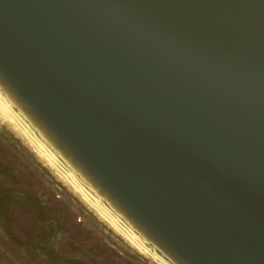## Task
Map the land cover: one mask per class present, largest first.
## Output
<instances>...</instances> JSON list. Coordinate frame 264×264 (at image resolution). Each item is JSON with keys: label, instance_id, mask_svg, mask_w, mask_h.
I'll return each mask as SVG.
<instances>
[{"label": "water", "instance_id": "1", "mask_svg": "<svg viewBox=\"0 0 264 264\" xmlns=\"http://www.w3.org/2000/svg\"><path fill=\"white\" fill-rule=\"evenodd\" d=\"M0 95L167 264H264V0H0Z\"/></svg>", "mask_w": 264, "mask_h": 264}, {"label": "rangeland", "instance_id": "2", "mask_svg": "<svg viewBox=\"0 0 264 264\" xmlns=\"http://www.w3.org/2000/svg\"><path fill=\"white\" fill-rule=\"evenodd\" d=\"M1 121L0 264H158L105 223Z\"/></svg>", "mask_w": 264, "mask_h": 264}, {"label": "bare ground", "instance_id": "3", "mask_svg": "<svg viewBox=\"0 0 264 264\" xmlns=\"http://www.w3.org/2000/svg\"><path fill=\"white\" fill-rule=\"evenodd\" d=\"M0 120L2 125L7 124L21 140L46 164L52 171L62 179L72 191L81 198L86 205L98 214L101 219L124 237L141 254L150 258L155 263L167 264L152 249L147 247L143 241L129 230L113 213L95 197L61 161L38 139V137L25 125L19 115L12 110L9 103L0 95Z\"/></svg>", "mask_w": 264, "mask_h": 264}, {"label": "flooded vegetation", "instance_id": "4", "mask_svg": "<svg viewBox=\"0 0 264 264\" xmlns=\"http://www.w3.org/2000/svg\"><path fill=\"white\" fill-rule=\"evenodd\" d=\"M9 127V126H8ZM10 128V127H9ZM11 129V128H10ZM12 130V129H11ZM13 131V130H12ZM14 132V131H13ZM14 134L16 135V133L14 132ZM18 138L19 139H21L19 136H18ZM23 142V141H22ZM23 144L25 145V146H27L29 149H30V147L28 146V145H26L24 142H23ZM31 150V149H30ZM32 151V150H31ZM33 152V151H32ZM34 153V152H33ZM35 154V153H34ZM36 155V154H35ZM37 156V155H36ZM39 158V157H38ZM40 159V158H39ZM41 160V159H40ZM42 161V160H41ZM42 163L46 166V164L42 161ZM47 167V166H46ZM48 168V167H47Z\"/></svg>", "mask_w": 264, "mask_h": 264}]
</instances>
